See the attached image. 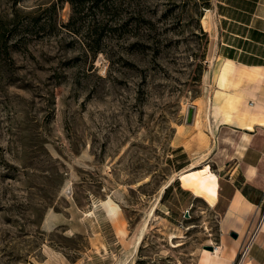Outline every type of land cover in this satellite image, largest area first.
Masks as SVG:
<instances>
[{
    "label": "rangeland",
    "instance_id": "obj_1",
    "mask_svg": "<svg viewBox=\"0 0 264 264\" xmlns=\"http://www.w3.org/2000/svg\"><path fill=\"white\" fill-rule=\"evenodd\" d=\"M238 1L0 0V264H196L221 248L218 209L177 175L196 159L216 175L247 138L217 131L206 76ZM259 83L229 88L238 111L254 90L264 113Z\"/></svg>",
    "mask_w": 264,
    "mask_h": 264
},
{
    "label": "crops",
    "instance_id": "obj_2",
    "mask_svg": "<svg viewBox=\"0 0 264 264\" xmlns=\"http://www.w3.org/2000/svg\"><path fill=\"white\" fill-rule=\"evenodd\" d=\"M232 8L236 12L226 14V43L223 48L232 54V57L224 55V58L234 65L230 87L236 86L241 79L264 82V0H239L238 5ZM238 58L246 62L238 61ZM210 74V71L206 72V76ZM215 87L210 105L215 114L222 116V107H219L222 99L215 101L218 99L214 96ZM229 88L226 91L233 92ZM242 92L248 93L247 90ZM252 92L256 95L248 102V109L238 111L239 96L228 107V112L234 111L230 112L232 120H221L216 124L217 131L222 127L238 129L244 131L247 138L241 146L237 145L239 149H229L230 155L216 174L218 189L212 207L218 209L221 248L218 253L210 255L207 264H234L238 261L239 252L247 245L248 254L241 264H264V113L261 102L256 99L258 92ZM241 112L249 117L245 121L251 128L237 124ZM181 145L184 146L182 140Z\"/></svg>",
    "mask_w": 264,
    "mask_h": 264
},
{
    "label": "bare ground",
    "instance_id": "obj_3",
    "mask_svg": "<svg viewBox=\"0 0 264 264\" xmlns=\"http://www.w3.org/2000/svg\"><path fill=\"white\" fill-rule=\"evenodd\" d=\"M204 18H206V13L202 16V19ZM233 66L234 65L232 61H230L228 58H223L212 68V71H210L216 86L214 96L218 99L215 101L218 102L220 98L222 99V104L219 107H222L221 120L223 122H230L232 120L230 112H228L226 108L232 104L234 99L240 96L237 92L226 91L231 86V75L234 72ZM247 118H249L247 117V114L241 112L237 117V124L245 126L246 128H251V125L245 121ZM204 160L196 159V161L188 164L184 170L179 172L177 178L180 181L181 187L183 189L190 191L197 197H202L207 203L213 204L217 197V177L213 172L208 171L207 169H202ZM104 206L108 216L110 218H115L116 214L118 213L117 206L112 203H105ZM143 235L144 230L142 229L134 242L133 251H136L140 245ZM212 246V250H201L199 260L196 264H207L210 255L216 254L218 252V247L216 245Z\"/></svg>",
    "mask_w": 264,
    "mask_h": 264
},
{
    "label": "built area",
    "instance_id": "obj_4",
    "mask_svg": "<svg viewBox=\"0 0 264 264\" xmlns=\"http://www.w3.org/2000/svg\"><path fill=\"white\" fill-rule=\"evenodd\" d=\"M217 247H218V249H220V246H217ZM248 250H249V245H247L243 250H241L239 252V254H238V261L236 263H234V264H241V261L243 260V258L247 257Z\"/></svg>",
    "mask_w": 264,
    "mask_h": 264
},
{
    "label": "trees",
    "instance_id": "obj_5",
    "mask_svg": "<svg viewBox=\"0 0 264 264\" xmlns=\"http://www.w3.org/2000/svg\"><path fill=\"white\" fill-rule=\"evenodd\" d=\"M203 5H204L203 8H207V9L209 8L208 1L203 2ZM200 16H201V13L199 14L198 17L200 18ZM224 51H226V49ZM224 55H226V56L228 55L229 57H232V54H229V53H226V52L224 53ZM238 61L246 62V60L245 59H242V58H238Z\"/></svg>",
    "mask_w": 264,
    "mask_h": 264
},
{
    "label": "water",
    "instance_id": "obj_6",
    "mask_svg": "<svg viewBox=\"0 0 264 264\" xmlns=\"http://www.w3.org/2000/svg\"><path fill=\"white\" fill-rule=\"evenodd\" d=\"M192 118H193V108H189V110L187 112V117H186L187 122H191L192 121Z\"/></svg>",
    "mask_w": 264,
    "mask_h": 264
}]
</instances>
